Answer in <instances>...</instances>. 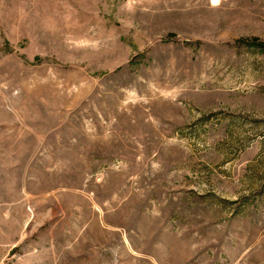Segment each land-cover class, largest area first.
I'll use <instances>...</instances> for the list:
<instances>
[{
	"label": "rangeland",
	"instance_id": "1",
	"mask_svg": "<svg viewBox=\"0 0 264 264\" xmlns=\"http://www.w3.org/2000/svg\"><path fill=\"white\" fill-rule=\"evenodd\" d=\"M0 264H264V0H0Z\"/></svg>",
	"mask_w": 264,
	"mask_h": 264
},
{
	"label": "snow or ice",
	"instance_id": "2",
	"mask_svg": "<svg viewBox=\"0 0 264 264\" xmlns=\"http://www.w3.org/2000/svg\"><path fill=\"white\" fill-rule=\"evenodd\" d=\"M213 2L215 3V2H216V0H213Z\"/></svg>",
	"mask_w": 264,
	"mask_h": 264
},
{
	"label": "bare ground",
	"instance_id": "3",
	"mask_svg": "<svg viewBox=\"0 0 264 264\" xmlns=\"http://www.w3.org/2000/svg\"><path fill=\"white\" fill-rule=\"evenodd\" d=\"M218 2V0H216V2L215 3H217Z\"/></svg>",
	"mask_w": 264,
	"mask_h": 264
}]
</instances>
